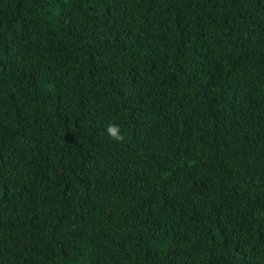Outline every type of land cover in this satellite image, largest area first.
<instances>
[{
  "label": "trees",
  "instance_id": "1",
  "mask_svg": "<svg viewBox=\"0 0 264 264\" xmlns=\"http://www.w3.org/2000/svg\"><path fill=\"white\" fill-rule=\"evenodd\" d=\"M0 264H264V0H0Z\"/></svg>",
  "mask_w": 264,
  "mask_h": 264
},
{
  "label": "clouds",
  "instance_id": "2",
  "mask_svg": "<svg viewBox=\"0 0 264 264\" xmlns=\"http://www.w3.org/2000/svg\"><path fill=\"white\" fill-rule=\"evenodd\" d=\"M107 132L112 138L116 140L123 139V136L121 135L120 128L118 125H115V124L109 125V127L107 128Z\"/></svg>",
  "mask_w": 264,
  "mask_h": 264
}]
</instances>
